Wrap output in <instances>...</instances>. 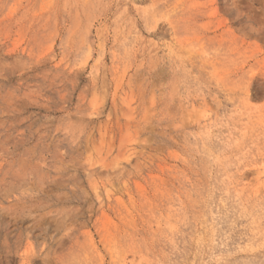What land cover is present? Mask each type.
<instances>
[{
	"label": "rangeland",
	"instance_id": "374dc122",
	"mask_svg": "<svg viewBox=\"0 0 264 264\" xmlns=\"http://www.w3.org/2000/svg\"><path fill=\"white\" fill-rule=\"evenodd\" d=\"M0 264H264V0H0Z\"/></svg>",
	"mask_w": 264,
	"mask_h": 264
}]
</instances>
